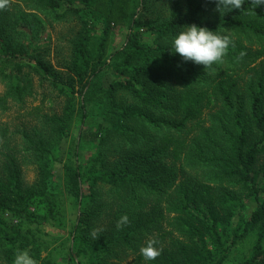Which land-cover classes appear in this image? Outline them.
Wrapping results in <instances>:
<instances>
[{"label":"trees","instance_id":"1","mask_svg":"<svg viewBox=\"0 0 264 264\" xmlns=\"http://www.w3.org/2000/svg\"><path fill=\"white\" fill-rule=\"evenodd\" d=\"M145 1L10 0L0 11V111L40 96L42 112L40 129L23 135L35 182L4 155L6 259L19 249L38 261L32 226L65 230L68 207L75 264H264V5L220 14L209 0H184L169 19L144 21ZM40 16L77 22L57 66L33 42ZM192 24L234 40L211 74L171 52ZM123 215L130 225L118 231ZM149 238L161 250L153 261L139 252Z\"/></svg>","mask_w":264,"mask_h":264},{"label":"rangeland","instance_id":"2","mask_svg":"<svg viewBox=\"0 0 264 264\" xmlns=\"http://www.w3.org/2000/svg\"><path fill=\"white\" fill-rule=\"evenodd\" d=\"M21 8L25 12H30L27 8ZM183 9L184 0H146L145 4L138 10V14L141 16V20L144 21H164L169 19L174 10L182 12ZM40 17L43 22V29H36L33 42L36 45H41L42 51L46 53V59H49L54 66H57L58 59L67 58L70 41L78 29L77 22L72 20V18L55 22L43 16ZM123 41L124 34H117L113 49H117L123 45ZM107 78L109 77L107 76ZM35 85L37 87V83ZM3 91L4 87L0 83V94ZM40 91L38 90V92ZM39 105L40 96H37L35 100L29 98L22 107L12 103L9 110L5 112L0 111V173L6 162L4 155H14L15 162L21 168L22 179L26 186H30L35 182L37 165L33 157H30L26 151V148H29L31 151L33 147L28 144L23 135L26 133L32 136L33 131L40 129L38 116L42 112H38L37 116L35 115V108ZM216 111L217 109L206 112L204 118H208L209 113L211 114ZM108 146L109 144L106 147L108 148ZM110 153L113 156H117L118 154L117 150L113 147L110 148ZM56 172L60 174L59 170ZM184 178L185 174L180 173L178 180ZM73 218V212L67 207L64 215L65 230L50 225L32 226L35 228L33 231L36 235L35 239L37 243L41 244L37 264H75L71 260L74 254L70 249L69 235H67L69 223ZM70 240L72 242V237ZM244 248L247 250L248 245L244 244ZM238 256H240L239 252L234 255L235 258ZM14 258L15 256L12 260H9V258L6 259L5 255L0 254V264H13ZM132 261L133 256H129L123 262H115L118 264H131Z\"/></svg>","mask_w":264,"mask_h":264},{"label":"clouds","instance_id":"3","mask_svg":"<svg viewBox=\"0 0 264 264\" xmlns=\"http://www.w3.org/2000/svg\"><path fill=\"white\" fill-rule=\"evenodd\" d=\"M216 4V11L220 14H227L233 10L242 12L245 0H209ZM253 6L252 13L257 6L264 5V0H248ZM10 0H0V11H6ZM224 32L229 30L223 29ZM235 43L228 35L221 34L217 31H210L206 27H198L195 24L182 28L172 40V53L178 54L183 62H192L195 65H202L204 69L209 70L210 74L215 71L214 65H223L225 57L230 48H234ZM246 55L240 52L236 58L242 60ZM130 225L127 215H123L116 222L118 231ZM98 238V235L97 237ZM159 241L155 238H149L146 245L139 249V252L145 261H153L160 257L161 250L156 247ZM13 264H37V261L29 254L27 250H17Z\"/></svg>","mask_w":264,"mask_h":264}]
</instances>
